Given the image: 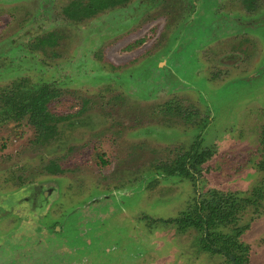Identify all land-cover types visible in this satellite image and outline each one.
<instances>
[{"label":"rangeland","instance_id":"rangeland-1","mask_svg":"<svg viewBox=\"0 0 264 264\" xmlns=\"http://www.w3.org/2000/svg\"><path fill=\"white\" fill-rule=\"evenodd\" d=\"M10 1L2 0L4 3H0V42L16 38V43L14 40L11 47L15 58L10 61L13 64L2 65L7 74L0 75V89L24 82L36 85H42V82H56L59 86L62 85L61 96L52 101L49 107L53 114L64 120L55 124V134L49 141L38 145L30 140L33 131L29 127H23V130L19 131L12 129L9 120H4L0 115V146L4 145L0 148V172H3L4 179L0 181V186L5 188L0 187V196L5 198H0V202H3L0 207L3 205L7 209L9 205L13 206L19 197L15 193L16 198H11L13 191L6 188L10 189L12 184L16 183L14 175L17 171L13 170L16 165L12 162L23 158L32 161L22 169L25 177H42V164L47 165L48 159H56L66 170L63 175L65 185L77 180L79 187L82 186V181L86 184L90 175L94 174L107 175L110 182H113L115 175L125 179L126 175L141 174L143 186H129L127 191L130 195L126 191L113 195L107 203L108 208L106 203L102 204L104 202L96 207L97 212L101 211L98 215L104 213L102 218L95 220L82 215L81 226L85 231L84 242L87 246L88 240L95 242L96 233L111 234V241L107 246L110 251L96 253L103 254V259H106L103 264H232L221 254L200 252L199 235L194 230L179 234L173 225L147 224L139 219L140 216L145 219L175 217L187 208L196 193L187 182L182 185V179L165 180L161 176L151 177L147 171L153 164L145 152L131 157L128 152L130 145L124 148V144L130 143V140L127 139L123 144L126 126L120 122V118L115 120L113 117L110 122L106 120L104 124L95 117L96 114L102 113L103 106L105 109L107 106H113L108 104L110 97L106 98L113 93L103 92L106 85L98 80L101 77L96 80L82 78L88 71L116 69V77L109 74L108 79L111 82L104 83L108 87L112 82L118 84L116 88L110 86L111 91L125 90L119 86L124 84L119 78L131 75V78L141 82V79L148 77L150 71L157 76L158 70L152 72L150 67L155 66L154 61L145 59L167 53V64L163 70H159L164 76L160 80L164 88L185 84V92L197 94L201 91L202 97L206 98L205 102L214 112L217 127L215 131L210 132L208 144H215L217 152L210 160L199 187L204 186V191L213 188L220 190L215 192L216 194L238 193L235 198L244 205L236 223L224 231L231 233L235 228L243 229L239 243L249 249V264H264V173L257 169L258 162L264 157V150L258 141L260 125L264 124V40L261 39L264 38V29L258 37L250 34L257 40L262 52L252 71L250 72L249 68L247 75L240 76L235 72L240 69L236 63L241 60L234 64L223 59L226 54L231 53L228 52L227 46L233 41L232 36L237 33H243L240 34L242 40H253L245 31L227 28L221 43H213L216 48H220L222 44V48L216 55L208 57L212 62H225L219 65V69H225L222 75L225 78L211 81L209 65L201 60L197 49L213 36L211 33H214L217 27V21L213 19L220 18L219 14L214 16L204 12L202 15L198 14L199 18L196 20L186 17L187 38L190 41L184 50H177L173 54L177 46L176 41L186 34L181 26L183 22L179 21L181 9H174L181 7L182 0H175L178 6L172 0H131L127 5L80 21H71L62 12L63 8L74 0ZM232 2L234 0L224 1L228 7ZM198 5L202 10L206 6L203 0ZM6 9H10V12L7 13ZM238 19L240 20L239 17ZM230 34L232 36L229 37ZM240 35L237 34L236 37ZM49 37H53L55 44L40 45L42 38L47 40ZM249 40L243 46L250 51L248 58L251 61L257 57V52ZM208 46L206 49L210 51ZM4 51L6 47L0 46V52ZM3 68H0V71ZM227 75L229 77H226ZM124 87L127 88V85ZM159 95L158 100L162 103L165 93L160 91ZM125 101L140 105L152 103L135 96L127 97ZM191 101L197 104L195 100ZM85 102L87 106H83ZM1 106L0 104V110L3 109ZM143 110L145 114H152L144 107ZM224 110L229 114L226 115ZM108 112L110 113V110ZM113 112L116 111L111 113ZM129 117L130 115L125 117L127 123L130 121ZM94 151L105 153L108 164L102 171L95 168V160L91 158ZM166 156V153L161 154L164 161ZM170 159L171 156L168 157V160ZM118 160L126 162L124 176L118 171ZM19 162L20 166L25 163ZM72 169L78 170L79 174L67 172ZM255 187L256 192L253 195L250 191ZM89 191H77L76 197H81L72 200L69 208H81L80 202H83L88 194L92 195V191ZM258 195L260 198H257ZM245 199H251L252 202L246 204L243 202ZM2 213L0 210V215ZM6 213L4 212V215ZM16 218L11 216L10 222L0 225V243L4 246V251L0 250V264H9L14 254V259L19 257L16 264H87L88 259L84 260V254L72 258L69 262H62V256L65 254L59 251L60 239L47 240L49 246L45 251L39 248L37 239H42L39 235L34 244L28 242L25 247L18 244L15 246L13 232L16 231L18 223L13 222ZM58 222L61 223L59 219Z\"/></svg>","mask_w":264,"mask_h":264},{"label":"flooded vegetation","instance_id":"flooded-vegetation-1","mask_svg":"<svg viewBox=\"0 0 264 264\" xmlns=\"http://www.w3.org/2000/svg\"><path fill=\"white\" fill-rule=\"evenodd\" d=\"M1 1L2 0H0V3H4ZM6 1L8 2V0ZM90 1L91 0H87L86 2L74 0L65 6L62 12L69 20L80 21L90 19L106 10L127 5L131 0L116 2L112 7H108L93 15L82 14L77 20L71 19V17L68 16V9H70L72 4L76 2L79 6L84 7L86 4L90 3ZM200 1L201 0H182L181 7H179L176 4L177 2L172 0V2L178 6L174 9H181L180 12L182 13L179 21L180 23L183 22L181 26L186 33L181 40L176 41L177 46L176 50L173 51V54H175L177 50H179L177 52L182 51V49L184 50L188 46L187 43L190 41L187 38L188 29L185 23L186 17H193L192 20H196L199 18L198 14L202 15L204 12L211 13L214 16L219 14L220 18L213 19L214 21H217V27L215 28L216 31H214L216 34L214 35L212 32L211 34L213 36L208 38L205 44L200 45V49H197L201 60H204V62L209 65L210 80L213 81L225 78V76L222 77L225 73V69H219V65L225 62L214 60V62L216 61L214 63L211 61L212 59L210 60L208 57L216 55L217 51L222 48V44L220 48H216L213 46V43L216 41H220L221 43V38L222 36H225L224 33L227 28L230 30L236 29V31H245L247 32V36L253 40L252 42L247 38H243V40L240 39V34L243 33H237L240 35L239 37H236L237 34L233 36L230 34L229 37L232 36V38H234L227 46L228 52L231 53L229 55L226 54L223 58L225 61H228V63L234 64L238 62V60H241L239 63H236L240 66L241 71L238 69L235 74H239L240 76L247 75L246 72L249 70L250 72L252 71L254 63L259 58L260 52H262L257 40L252 38L251 35H256L258 37L260 36L261 30L264 29V0H239L238 3L234 0L229 7L224 3L225 0H203L205 1L206 6H208H205L204 10L198 5L200 4ZM174 3L172 5H174ZM6 10L7 13L10 12V9ZM115 28L117 29L118 25ZM15 39L16 38L8 39L10 42H8V40L0 42L1 47H6V51L0 52V68H3V64H13V62L10 61L15 58V54L11 47L12 44H14L13 42ZM261 39L264 40L262 37ZM248 40L249 43H252L253 47H255L257 52L256 60H249L248 56L250 51L243 46ZM41 44L53 45L55 43L53 37H49L47 40L42 38V41H40V45ZM178 46L182 48L179 49ZM206 46L211 50L208 51ZM26 54L28 55L29 52ZM166 54L167 53H164L163 56L161 55L160 57L145 59L149 60V62L151 60L154 61L153 65L155 66L150 67L152 68V72L158 70L157 76H154L149 70V73L146 71L148 77L143 76L144 78L140 80L141 82L131 78V75H124L122 78H119L118 80H123V83L127 85V88L124 87V84L119 85L125 90L111 91L110 86L116 88L118 84L112 82L108 87V85L104 83L107 81L111 82V80L108 79L109 74L113 75L114 78L116 77V69H102L98 70V72L95 70H92L91 72L88 71L82 76V78L96 80L97 77H101V79L98 80H101L103 84L106 85L103 92L113 93L106 96V98L110 97L108 104H113V106H107V109L103 106L102 113L96 114L95 117L98 121L102 120L101 123L104 122V124H106V120L107 122H110L113 117L114 119L117 117L120 118V122H123L126 126L124 127L125 139L123 144L127 139L130 140V143L124 144V148L130 145L128 152H130L131 157L145 152V154L148 155L150 162L153 164L147 171L151 177L154 176L157 178L161 176V178L165 180L168 178L182 179V185L184 182H187L192 185V188L196 193L187 208L178 213L175 217L145 219L140 216L139 219H142L147 224L163 223L173 225L176 227L179 234L194 230L199 235V242L201 234L197 232L195 228L188 227L181 232L176 225L175 220L181 219L184 217L185 213L192 212L194 209L199 210L203 200L210 199L212 193L220 192V190L216 188L204 191V186L201 187L202 189L199 187V182L200 180L203 181L202 179L205 177L204 173L207 172V166L209 165L210 160L217 152L215 151V144H208L210 132L215 131L217 125L216 121H214V112L211 110L210 105L205 102L206 98L205 96L204 98L202 97L200 93L201 91L197 92V94L185 92L183 91V88L186 86L185 84L183 86L182 84L179 86H165L164 88V85L160 82L164 76L160 74L159 70H163L167 64L165 62ZM4 56L10 58L8 59ZM242 60H244V62ZM146 67H148V65ZM5 70L6 69L3 68L2 71H0V75L3 73L7 74ZM226 77H229V75ZM153 78H155V80ZM92 81L94 82V80ZM66 84L68 85L69 82L67 81ZM42 86H48L50 89V91H47L48 95L46 97L38 96ZM61 86L56 82L51 84L42 82V85L32 83L26 84L24 82L1 88L0 104L3 109L0 110V115L4 120H9L12 129L15 128L19 131L23 130V127H29L33 131V136L30 139L32 140V143L42 145L46 143V141H49V139L55 134V124L64 120V118L53 114L49 107L52 101L61 96ZM160 91L165 93V100L162 103L158 100ZM130 96L150 100L152 103L151 105H140L125 101L127 100V97ZM191 100H195L197 104L192 103ZM87 102H85V105L83 106H87ZM90 104L91 102L89 105ZM33 105H37L39 108L43 107L44 110V113H41L35 122L33 118L30 117L27 108L29 107L30 109ZM143 107L148 109L149 112H152V114H145L143 112ZM109 110L110 113L114 110L116 112L110 114L108 112ZM224 113L226 115L229 114L228 111L225 110ZM126 115H130V121L128 123L126 122ZM152 116L155 118L153 119ZM36 126L40 127V129ZM47 128L50 129L48 136L45 135ZM263 139L264 124L260 125L258 131V141L260 147L264 150ZM3 146L4 145H1L0 148ZM165 153L167 156L164 161V159L161 158V154ZM91 155V158L95 160V168L102 171L108 164V161L105 159V153L103 151H94ZM170 156L171 159L168 160V157ZM41 159L42 157L40 158V161ZM19 161L25 163L20 166ZM19 161L12 162L13 165H16V167H13V170H15L14 172L17 171V174L14 175L17 184H12L13 186H11L12 188L10 189L6 188V190L13 191V194L10 195L11 198H16L15 193H17L19 197L18 199L16 198L13 206L9 205L7 209H5L3 205L0 207L1 212H3L0 215V225L10 222L11 216L17 217L13 222L18 223L16 231L13 232V239L16 240L13 244L15 246L18 244L21 247H25L28 242L34 244L36 241L35 239H37L39 235V237H42V239H37L39 248L42 249V251H45L47 246H49L47 245V240L60 239L61 243L58 246H60L61 249L59 251H61V254H65L62 256V262H69L72 258L84 254V260L86 261V259H88L86 261L87 264H103L106 260L103 259V254L96 253H106V251H110L107 246L111 241V234L98 232L96 233L97 237L95 238V242L93 243L91 240H88L87 243L89 246H87L84 242L85 231L81 226L83 224L82 215L87 216L89 219L94 218L95 220L98 219V217L102 218L104 213L98 215L101 211L97 212L96 209L98 208L96 207L104 202L102 204L106 203V207L108 208L107 203L113 195L123 193L124 191L130 195L131 193L127 191L129 186L138 184L143 186L144 184L141 174H139V176L137 174L135 176L126 175V177H124L125 179H121L120 175H115L113 182H110L108 181L107 175H96L93 173L95 176L90 175V180L86 182V184L82 181V186L79 187L77 180L70 182V185H65L66 180L63 175L66 170L59 165L56 159H48L47 165L42 164L43 176L36 179L25 177L22 171V169L24 170V168L32 163V161L27 158H23ZM117 166L119 168L118 171L124 176L123 169L126 167V162L118 160ZM257 169L264 173V157L258 162ZM67 172L79 174V171L76 169L67 170ZM2 174L3 172H0V181H4ZM156 180L157 179H155V181ZM0 187L1 189H5L2 186ZM81 189H89V193L92 191V195L88 194L85 200L80 202L79 207L81 208H69V203L72 202V200L81 197H76V193L78 195L77 191ZM254 190H256V187L250 191L253 192V195L255 194L254 192H256ZM258 191H260V189ZM228 194H234L237 196L238 193H220L218 195L226 196ZM0 198L5 199L3 196H0ZM4 212L7 213L4 215ZM10 214L12 215L10 216ZM58 219L61 223L58 222ZM82 244H85V246H82ZM9 246L10 245H7V247ZM86 249L88 250L86 251ZM0 250L4 251V246H1V243ZM200 250L202 253H207L201 248ZM14 256L15 254L10 258L9 264L17 263L19 257L14 259Z\"/></svg>","mask_w":264,"mask_h":264},{"label":"trees","instance_id":"trees-1","mask_svg":"<svg viewBox=\"0 0 264 264\" xmlns=\"http://www.w3.org/2000/svg\"><path fill=\"white\" fill-rule=\"evenodd\" d=\"M120 1L122 0H91L84 7L75 2L68 9V16L77 20L82 14H96ZM47 91H50L49 87L42 86L38 96L46 97ZM27 108L34 122L41 113H44L43 107L39 108L37 105L31 106L30 109ZM36 127L40 129V127ZM49 132L50 129L47 128L45 135L48 136ZM258 194L261 195V193ZM259 195L257 198H260ZM243 202L249 204L252 201L245 199ZM243 205L235 198L234 194L222 196L212 193L210 199L203 200L199 210L194 209L192 212L185 213L184 217L176 219L175 223L181 232L188 227L195 228L201 234L200 248L207 253L221 254L232 264H249V249L239 243V238L244 230L235 228L231 233L224 231L225 228L236 223Z\"/></svg>","mask_w":264,"mask_h":264},{"label":"water","instance_id":"water-1","mask_svg":"<svg viewBox=\"0 0 264 264\" xmlns=\"http://www.w3.org/2000/svg\"><path fill=\"white\" fill-rule=\"evenodd\" d=\"M231 260L233 261V259L231 258Z\"/></svg>","mask_w":264,"mask_h":264}]
</instances>
